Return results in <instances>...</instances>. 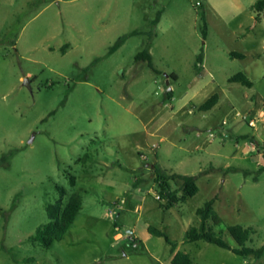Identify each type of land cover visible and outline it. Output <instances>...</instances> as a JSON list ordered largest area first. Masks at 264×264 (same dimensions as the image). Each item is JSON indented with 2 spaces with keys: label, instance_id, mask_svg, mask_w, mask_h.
<instances>
[{
  "label": "rangeland",
  "instance_id": "1",
  "mask_svg": "<svg viewBox=\"0 0 264 264\" xmlns=\"http://www.w3.org/2000/svg\"><path fill=\"white\" fill-rule=\"evenodd\" d=\"M257 1L0 0V264H172L173 246L193 264H264V254L186 241L197 210L216 198L221 222L211 219V232L237 248L228 227L240 225L253 229L247 247L264 245ZM151 30L154 68L136 60L148 34L110 54L120 37ZM239 73L252 88L229 81ZM214 94L218 104L200 110ZM154 164L197 177L198 193L163 207ZM171 188L184 193L181 182ZM75 192L83 208L63 240H33L47 205Z\"/></svg>",
  "mask_w": 264,
  "mask_h": 264
},
{
  "label": "trees",
  "instance_id": "2",
  "mask_svg": "<svg viewBox=\"0 0 264 264\" xmlns=\"http://www.w3.org/2000/svg\"><path fill=\"white\" fill-rule=\"evenodd\" d=\"M252 10L257 13V18L259 19L261 17V14L264 12V0H258L253 6ZM162 17V11L158 12L157 17L151 22V25L153 28H155L159 22L161 21ZM203 19H205V15L203 16ZM204 37L207 36V25L204 26ZM148 34V42L145 45V48L143 51L139 52L136 56L137 62L146 61L148 62L149 66L154 68L153 61H152V55L150 53V49L152 47V40L154 37V30H151L150 32H141V31H134L129 35L120 37L118 41L111 47L110 54L115 53L120 47L124 45V43L127 41L128 37L130 36H137V35H146ZM66 47L64 48V50ZM232 57H244L242 54H237L232 52ZM200 63H203V54H200L198 57V65ZM197 65V67H199ZM171 78H174L175 80L178 79V76L173 73L170 75ZM231 83H239L242 84L245 87L252 88L254 83L249 78L247 74L239 73L234 75L229 80ZM171 92H167L168 95H172ZM219 102V95L214 94L212 95L206 102H204L200 106V110L202 111H208L214 108ZM13 153H10L9 155H6L2 158V161L6 160L9 156H11ZM1 166V162H0ZM155 174H156V180L157 185L159 189V196L160 200L165 199L167 200V204L163 205V207L170 209L174 207L175 204L186 201L188 197H194L198 191L199 186L197 184V177L195 176H185L180 174H170L164 169H162L158 164L153 165ZM264 171V168L262 169ZM75 177L71 178V182L73 185H75ZM172 182H181V188L183 190V195L179 197L177 190H172L171 183ZM59 192L62 196L65 194V189L63 187H58ZM216 198H213L209 201H207L203 207L199 208L197 210V215L200 217V223L198 226H192L186 233V241L187 242H198V241H206L211 244H215L221 248L224 249H230L235 254L240 256H254L255 258L259 259L264 254V245L259 249H254L246 246V243L250 240L251 234L253 233L252 228H244L240 225H233L229 226L228 230L239 245L237 248H232L225 240H223L221 237L216 236L213 232H211L208 229V223L211 219H213L215 222L219 223L221 222L220 217L215 212V202ZM16 204L13 205L15 207ZM83 208V198L81 194L75 192L73 193L69 198L66 204H62L61 200L53 205L49 204L47 205V214H48V223L38 228L36 234L34 237H32L33 240L39 241L42 243L43 246L49 247L51 246L55 241H61L69 231V228L73 225L76 218L78 217L79 213L81 212ZM149 232L153 235H156L158 237H163L165 240L172 244V241L169 239V237L164 233L163 231L156 229L152 226L149 227ZM137 240L135 239V242ZM177 247L173 246L172 253H175ZM172 264H193V261L191 259V256L187 253L183 252H176L174 257L171 260Z\"/></svg>",
  "mask_w": 264,
  "mask_h": 264
},
{
  "label": "water",
  "instance_id": "3",
  "mask_svg": "<svg viewBox=\"0 0 264 264\" xmlns=\"http://www.w3.org/2000/svg\"><path fill=\"white\" fill-rule=\"evenodd\" d=\"M169 75H166V85L169 86ZM25 85H27L28 87H30V82H29V79L27 78L26 81H25ZM168 90L170 91L171 90V87H168Z\"/></svg>",
  "mask_w": 264,
  "mask_h": 264
},
{
  "label": "built area",
  "instance_id": "4",
  "mask_svg": "<svg viewBox=\"0 0 264 264\" xmlns=\"http://www.w3.org/2000/svg\"><path fill=\"white\" fill-rule=\"evenodd\" d=\"M197 5H200V4L198 3ZM237 116H240V113H238ZM226 124H227L226 121H223V125H226ZM249 124L251 126H254L255 125V122L253 120H249ZM157 199H160V196H157Z\"/></svg>",
  "mask_w": 264,
  "mask_h": 264
},
{
  "label": "crops",
  "instance_id": "5",
  "mask_svg": "<svg viewBox=\"0 0 264 264\" xmlns=\"http://www.w3.org/2000/svg\"><path fill=\"white\" fill-rule=\"evenodd\" d=\"M176 252H177V249H176L175 253H172V258L174 257V255L176 254Z\"/></svg>",
  "mask_w": 264,
  "mask_h": 264
}]
</instances>
